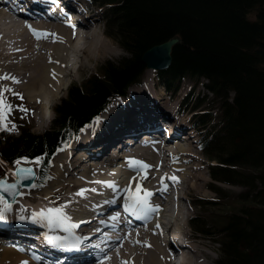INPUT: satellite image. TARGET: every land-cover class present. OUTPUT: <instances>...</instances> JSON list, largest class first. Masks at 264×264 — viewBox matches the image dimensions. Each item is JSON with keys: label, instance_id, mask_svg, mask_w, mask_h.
Masks as SVG:
<instances>
[{"label": "trees", "instance_id": "obj_1", "mask_svg": "<svg viewBox=\"0 0 264 264\" xmlns=\"http://www.w3.org/2000/svg\"><path fill=\"white\" fill-rule=\"evenodd\" d=\"M95 3L103 6L104 32L130 51L133 45L149 46L175 34L181 37L165 71L170 88L186 76L208 78L206 86L219 104V121L208 125L204 138L203 151L214 160L208 169L213 179L243 188L218 228L219 222L208 228L199 215L192 223L199 231L212 229V234L220 235L217 264H264V0ZM128 60L105 61L84 85L70 83L66 96L53 105L55 116L49 129L35 133L22 125L19 135L7 133L0 144L5 158L40 156L46 167L59 140L83 124L110 89L120 85L121 74L135 66V61ZM206 98L194 102L204 108L195 114L199 122L211 118L212 112L205 110L211 105ZM214 190L218 199L198 200V205L220 203L219 190Z\"/></svg>", "mask_w": 264, "mask_h": 264}, {"label": "bare ground", "instance_id": "obj_2", "mask_svg": "<svg viewBox=\"0 0 264 264\" xmlns=\"http://www.w3.org/2000/svg\"><path fill=\"white\" fill-rule=\"evenodd\" d=\"M30 1L33 4L41 2V0ZM73 1L74 0H72V7L74 6ZM65 2L70 4V0H65ZM41 4L45 5L46 0H42ZM77 4L80 5L76 7L78 14L76 15V13H73V17H70L69 20L66 21L60 20L56 16L30 15L28 13H18L14 8H10L9 10L0 8V22L3 23L2 21H4L8 23L5 30L2 31L0 29V90L6 87L15 91L24 88L27 92L26 95H28L31 100L42 102L41 108H44L46 106V101L48 103L50 99L51 102L49 100V103H52V99L60 94L61 90L59 89L67 83L68 75H70L74 69V62L78 65L75 67H82V64L87 66L89 60L93 59L95 62V59H98L103 53L114 51L115 48H112L104 37H101L95 32L93 23L86 20L88 14L92 11V6L88 4L83 5L82 3ZM74 15L78 16V18L75 19ZM68 21H71V23ZM33 28L49 31H41V33L37 35V33L33 31ZM70 45L71 48L69 49ZM70 50L71 52H69ZM75 56H77L76 61ZM146 71L152 72L153 70L152 68H147ZM5 74L10 75L6 76ZM11 76L18 77L19 79L13 80L10 78ZM50 94H52V96H50ZM137 110L136 108L134 111ZM139 114L145 117L146 110L141 111ZM125 118L128 121H132L134 117L130 120L129 115H126ZM169 118L170 116L167 118L164 113H159L154 116V120H156L155 125L152 124L147 126L146 118L138 121L135 126L131 124L128 126L124 124L126 121L124 122L123 117H121L117 129L114 124L116 121H113L110 126V133L108 132V135H106L109 138L102 137L95 142L92 141V144H95V146L97 145L96 143L103 144L101 146L102 149H100L98 153H96L95 149L93 152L96 156L102 152L105 153L104 157H107L106 162L108 167L105 168L104 163L99 166V163L93 161L90 164L98 166L97 169L94 170V168H90L86 170L87 168L84 166L80 168L79 163L82 161L84 162L88 154L84 155L85 158L84 156H81L80 159L76 158L75 163L73 161L71 162L70 158L67 156L65 157V159H68L67 164L64 165L65 170L56 171L57 181L55 183L60 185L59 188H57L58 191H54L53 194L60 196V199L50 197L52 195L51 189H48L51 193L46 195L45 199H39L38 196V201L41 203L39 204L40 206L50 203L55 204L56 201L60 200L61 205L66 197V202H64L62 206L69 220L65 223L73 225L74 222L81 221L82 226H80L79 230L84 228L85 235H97L98 229H96V227L100 223V217L107 215L112 216L115 213L118 214L115 215V217L121 218V209H125V201L128 199V193L125 190L126 193L122 195L123 198L120 200L122 201L121 205V202L114 200L116 196L113 194L114 192H111V195H109L108 191L117 188L119 183L122 182L119 188L128 186L132 191H136L139 186L140 192L143 193V189L146 187H141L142 179L147 177L148 179L150 178L147 185L153 183L154 185L148 189L152 190V192L157 190H161L162 192H159L161 194L159 200L153 199V197L150 196L149 201L153 204H163L164 208L162 212L159 208L154 209L147 214L150 215L148 217L150 220L147 221L144 226H132L128 228L129 233L124 236L123 243L122 236L114 241L104 243V246H108L106 252H110L107 257V253L103 255L107 258L105 261L106 264H172L170 262L171 253L172 251H176V249H181L182 264L201 263V257L204 255L203 253L205 250L200 246L202 243L196 238L197 235L182 229V224L177 223V226L182 230V235L186 237L188 241L193 240L192 242L186 243L182 248V246H177L172 243L171 240H167L168 235H163L161 233L164 224L171 223L172 220L180 222L181 217L186 216L187 210L183 206V201L192 200L182 191L183 185H186V181L187 185H191L190 182L194 184L204 181L201 172L197 170V173H195V165L190 164L191 166L187 168V166L182 164L184 161L183 159H185L187 155L190 159V154H193L192 150H188V144H190V142H172L171 145L174 158L168 161L166 160L168 156L164 154L165 152L160 144H158V148H153V145L143 144V147L139 146L136 149H132L130 152H127V150L124 151L127 147L123 143L131 142L132 135H138L139 130H143L144 128H151L153 126L158 127L160 123L165 122ZM90 132L86 135L82 134L84 135L83 138H91L92 135ZM124 134L129 135L128 140H122L123 138L119 137ZM142 142L144 143V141ZM118 147L120 148L115 153ZM119 151L124 159L126 156L133 154L137 155L138 160L145 161V159H147L148 161L145 162L147 166L143 165V167L148 170L147 174L144 176L145 172L140 171V165L142 164H127V161H117L116 154H118ZM161 160H165V164L162 163ZM132 166H136L138 169L132 170ZM170 168H175L177 171H172ZM67 169L69 170L67 175H65ZM173 176L178 177V179H173ZM129 177L132 178V181H130ZM62 181L67 182L61 183ZM165 187H172L173 190L166 189ZM22 191L23 200L26 199L28 191ZM102 192L106 193V195ZM108 195L109 198L107 199L108 202L106 205L99 208L98 202L106 199ZM61 196L64 197L63 200ZM48 197L50 198L47 200ZM118 204H120V206ZM35 209L39 210L38 206H35ZM0 217H2V215ZM158 224L161 225L160 228ZM30 230L36 232L35 227H32ZM44 235L49 236L48 233H44ZM201 237L206 238L203 234H201ZM29 252L33 253V250H29ZM28 258L29 255L13 246L2 252L0 255V264H25V262L26 264H33L26 261ZM105 258L103 260H105ZM87 262L88 264H101L104 261L93 262V260L89 259Z\"/></svg>", "mask_w": 264, "mask_h": 264}, {"label": "rangeland", "instance_id": "obj_3", "mask_svg": "<svg viewBox=\"0 0 264 264\" xmlns=\"http://www.w3.org/2000/svg\"><path fill=\"white\" fill-rule=\"evenodd\" d=\"M84 1H85V3H88L89 0H84ZM90 6H92V8H91L92 11H91V13L88 14L86 20H89V21H91L93 23V29L95 30V32L98 35H100L101 37H104L107 40V42L109 43V45L112 46V48H115L114 51L113 52H109V53L108 52L107 53H103L100 57H98V59H95V62H94L93 59H91V60L88 61V65L87 66L85 64H82V67H75V66H78V65L72 59V61L74 62V69L72 70V73H71L72 75L71 74L68 75L67 83L64 86L61 87L62 89L61 88L59 89V90H61L60 94L56 98L52 99V101H53L52 103H49L50 99L48 100V103L45 100L46 101V104H45L46 106L44 108H41L42 107L41 106L42 102H36L34 100H31L28 97V95H26L27 92H26V89H24V88L23 89H19L18 91L10 90L8 87L2 88L1 90H2L3 94H5L4 98H7L6 104H11V105L14 104V108H16L18 105H23V102L26 101L29 104V105L27 104L28 108L32 109L31 111L26 112L28 114H26L27 116L25 118L20 113V111H16V110L12 109L11 112H9L10 115H6L5 114V116H7V117L5 119H3V118L0 119V125L7 124L8 127H12L13 125L15 126L16 130L11 131V132L14 133L15 136L18 135L17 134V132H18L17 123L18 122L16 123L18 117H22L21 123H24V122L29 123L30 124V128L33 126L31 128V130L33 132H35V133L42 132L50 124V118L53 115V112L51 110L53 104L57 103L61 98L66 96L67 88H68L69 84L71 83V81H72V83L75 82V83H78V84L81 83V85H84V83L86 81L85 79H87L92 74H95L97 71H99L100 66L105 61H111L112 63H114V62H117L118 60L122 59L123 57H126V56L128 57L130 55V53H129L130 51L127 48L123 47L117 40H115L114 38H112L111 36H109L108 34H106L104 32V17H103V14H102V6H99V5H90ZM37 21H38V19H37ZM2 22L3 23L0 22V29L3 31V30L6 29V26H7L8 23L4 22V21H2ZM70 48H71V45H70L69 49ZM69 52H71V50ZM77 56H75V61L77 59ZM195 84H197V82L194 81V80H190V79L184 80L183 84H182V87H181V90L177 94V99H170L169 95L165 94L164 88L162 86H159V85L155 84L154 79L151 77V75H147V73H146L142 83L131 85L130 90H129L131 95H135L134 98H136V99L139 98V97H140V99L142 98L141 100H139L140 105L144 106V105L147 104V109H145L146 110V115L144 117L142 114H137L136 111H133V112H136V115L134 116L133 120L132 121L126 120V122L124 124H127L128 126L130 124L132 126L133 125L135 126L138 121L147 118V126L148 125H152V124L155 125V123H156V120H154V116L155 115H157L159 113H164L165 117L168 118L169 117V116H167L168 114L175 115L176 113H179L180 112V108L178 109V104H180L181 98L183 97V95L187 91L194 89V91L203 92L204 87L199 84V85H197L194 88ZM63 87H64V89H63ZM14 92L22 93L23 96H25L26 100L24 99V97L21 98L20 95H16V93H14ZM50 96H52V94H50ZM128 97L129 96L125 97L126 101H128ZM131 99H132V97H131ZM145 99H147V102L142 103ZM50 102H51V100H50ZM126 103H125V105H126ZM151 103H153L152 107H148V106L151 105ZM118 104L119 103H116L115 105L117 106ZM151 108H152V110L148 111ZM38 109H39V112H38L39 116H42L43 119H44L43 122L40 121V117L38 118V115L36 117V113H37L36 111ZM165 109H168L169 113ZM102 110L100 112H98L97 114H95L94 116H91L90 118H87L85 123H88V124H86L84 126V124H85L84 123L82 125V128H86V127L87 128L83 131L82 134H84V135L88 134L92 130L93 126H96V125H98L100 123V120H98V118L96 116H98L99 118L104 117L105 119L114 120V119L119 118L123 114V112H125V113L127 112V109L124 108V107H120L118 109L112 110L110 112H107L106 114H104V112L102 113ZM151 114H153V115H151ZM131 115L132 114L130 113V116ZM133 115H134V113H133ZM216 115H215V118H214V122H218V119L216 118ZM52 118H54V116ZM188 118H189V112H186V116H185L184 120L187 121ZM114 124L115 125H119V124H117V122H115ZM1 128L7 129V128L3 127V126H0V129ZM93 130L94 131H91L90 134H94V132H97V131H95L94 128H93ZM109 131H110V128L107 127L105 129V131H103V133H106V132H109ZM84 135H82V136H84ZM198 135L200 136V133ZM6 136H7V133H5V132L0 133V144L2 143V140H4V138H6ZM78 137L79 136L76 134L74 136V139L78 140ZM188 141H190L192 143V144L191 143L188 144V150H192L193 154L192 153L190 154V156H191L190 159H189V156L187 155L186 158L183 159L184 161L182 162V164L187 166V168L191 166L190 164L195 165L196 166L195 173H197V170H198V172H201V175L203 176L202 178H204V181L202 183L198 182V183H194V184L192 182H190L191 185H187V181H186V185L185 186L183 185L182 191L185 192L187 194V196H189V199H192V200H193V198H196L198 196L199 197H203V198H212V199H214V198H217V196H219L218 192L214 190V188H216L217 190H219V193H220L222 199H221L220 203H218L216 205H205L203 207H199V206H196V205H193V207H192L191 205H189V203H187V201H185V202L183 201V206L187 210L186 211V216L194 211L196 216L198 214L200 216L201 220H204V222H208L209 223L208 228H214V227H212V225L214 223H216V222H219L216 225L217 228H218V226H220L222 224L221 222L222 221L224 222L223 219H224V215H225L226 211H228L229 209L234 208L233 206H231L229 204L232 201V199L235 197V194L238 193V191L241 190V188L243 186L238 185V184H230V183L222 182V181H218V182L215 183L213 181V179L209 175L210 174L209 169H208L209 159L202 152H200L199 146L196 143V141L198 142V137L196 138V141L195 140H188ZM188 141L185 140L184 142H188ZM73 152H74L73 150H68V153L65 155V157L68 156L70 158L71 162L73 161L74 163H75L76 158L80 159L81 156H84L86 154V153H82V155H78V156L74 157L75 153H73ZM115 152H116V150H115ZM119 152H118V154H119ZM0 154H2L1 150H0ZM118 154H116L117 161H121L119 158L120 157L122 158L123 156H121L120 154L118 155ZM167 156H168V158H166L167 161L172 159V158H174L173 157L174 156L173 152L171 153V155H167ZM84 158H85V156H84ZM61 159H62V162H60L57 165V167H58L59 171H64L65 170L64 165L67 164L68 159H65V158H61ZM6 160L9 161L8 159H6ZM147 161L148 160L145 159L144 162H147ZM161 161H162V163L165 162V160H161ZM210 161H212V160H210ZM15 164H16V162L9 161V163H7L6 161H1L0 160V174H2V172L4 170H7L9 167H14ZM83 164L84 163H82V165ZM80 168H82V167H80ZM85 168H87V167H85ZM170 169L172 171H177V169H175V168H170ZM68 170L69 169H67L65 171V175H67ZM144 180H146V183L145 182H143V183L141 182L142 183L141 187H146L147 189L153 187L152 185H154V183L150 184V185H147L149 183L150 178L148 179V177H147V178L142 179V181H144ZM56 181H57V178L55 179V181L54 180L50 181V182L47 181L48 183H46L45 185H42L41 181L38 180V182L36 183V185L32 189L31 188H24L23 189V190H27L28 191V195L26 196V199L29 198L30 201H37V204L36 203H32V202H30V201H28L26 199H23V201H22L23 194H21L19 196V198H18V201L15 202L13 205H11L9 207L11 209H16L19 212L24 207V205L25 204L28 205V202H29L31 204V208H32V205L38 206L39 210L41 208H44V209L52 208V207L48 206V204L47 205L43 204V206H40L39 204H41V203H39V201H38V196H39V199H45L46 195L51 193L48 189H51L52 190V195L50 197L51 198H59L60 199V196H57V195L53 194L54 191L55 192L58 191L57 188H59V185H60V184H56L55 183ZM66 182L67 181H62L61 183H66ZM210 186H212V187H210ZM44 189H47V190H44ZM50 197H48L47 200ZM63 198L64 197L61 196L62 200H63ZM60 201H56L55 204H57L59 206H62L63 203L66 202V197L64 198V201L61 203V205H60ZM4 204H5L4 201L0 200V208ZM50 204H53V203H50ZM23 210L29 211L28 210V206H25L23 208ZM32 212H34V211H32ZM35 212H37V210ZM184 218H185V216L181 217L182 221H180V223L183 225V226L182 225L181 226L183 228L186 227L185 230H188V228H189V230L192 229L190 226H188V228H187V226L185 225ZM121 232H122V230H119L116 233L117 234H121ZM195 232H197V231H195ZM213 232H214V230H212V229H211V232H210L211 235L209 233L204 232L203 235H205L206 238L201 237L202 233L195 234V235H197L196 238L199 241H201V243H202V244H200V246L205 250L204 253H203L204 254L203 256H205L206 259H208V261H206L205 258H203L201 260L200 264H215V262H216V260H217V258L219 256L220 243L217 240L220 238V235H218V234L217 235L216 234L212 235ZM199 237H200V239H199ZM3 247L6 249V246H4V244H0V254L3 252V250H5ZM206 254H207V256H206Z\"/></svg>", "mask_w": 264, "mask_h": 264}, {"label": "water", "instance_id": "obj_4", "mask_svg": "<svg viewBox=\"0 0 264 264\" xmlns=\"http://www.w3.org/2000/svg\"><path fill=\"white\" fill-rule=\"evenodd\" d=\"M181 41L179 35L171 36L163 41L150 44L149 46L145 45H133L132 51H130V55L127 57H123L118 61H125L129 59V62L135 61L136 64L131 70L127 72H123L121 75L120 85H115L113 89H110L108 95H105L104 99L101 101L99 107H95L89 112V117L94 116L98 112H100L106 105L109 97L112 94L121 93L123 89L129 84L132 80H134L140 72L145 68H153V69H165L170 66L173 61L172 51L175 44ZM137 59L139 60L137 62ZM125 71V70H124ZM31 166L34 175L28 174L26 172H19L18 170L23 167ZM36 175L35 164H22L19 163L15 168H10L8 172L5 173L0 178L6 177L7 182L14 185L13 190H8L6 187H0V191L3 192V195L8 201H14L16 196L20 193L21 189L30 186Z\"/></svg>", "mask_w": 264, "mask_h": 264}, {"label": "snow or ice", "instance_id": "obj_5", "mask_svg": "<svg viewBox=\"0 0 264 264\" xmlns=\"http://www.w3.org/2000/svg\"><path fill=\"white\" fill-rule=\"evenodd\" d=\"M57 3H59V0H56ZM69 23H71V21H68ZM31 27V25H30ZM33 31L35 33H37V35H39L41 33V31L47 32L49 30H37L35 28H33ZM10 75V74H5ZM13 80H18V77L15 76H11L10 77ZM16 95H20L21 98H23V94L22 93H16ZM17 107H21L24 108L23 105H18ZM11 110V105L10 104H6L5 103V98L2 94V90H0V119L3 118V116L5 115L6 111H10ZM3 126L5 128H7L8 131H13L16 130L15 126L13 125L12 127H8L7 124H3L0 125ZM30 159H35L36 161H40L41 157L40 156H36V157H28V156H23V157H19L16 161L17 164L20 163L21 160L23 161H27ZM130 161H134L136 163L145 165L144 161L138 160L135 157H129L128 158ZM147 166V165H145ZM19 172H26L28 174L34 175V172L32 171L31 166L28 167H23L21 169L18 170V174ZM173 179H178V177L173 176ZM105 183H109V182H105ZM114 183V182H111ZM0 187H6L8 190H13L14 189V185L11 183L7 182V178L3 177L0 178ZM125 190L128 193V199L125 201V209L133 214H144L147 215L149 212L153 211L154 209H158L159 207H161V205L158 204H153L149 201V197L152 194V190L150 189H143V193L140 192L139 190V186L137 188L136 191H132L128 186H125ZM4 196H3V192H0V200H3ZM5 207H7V205H5ZM118 215L114 213V216ZM43 218V220H47L57 226H64L65 222L67 220H69V217L67 215V213L65 212L63 206L60 207H53V208H41L38 212H33L32 214V219L36 222H43V220H41L40 218ZM2 218V217H0ZM21 219H24V217H21ZM58 239H61L60 237H58ZM66 239V238H65ZM76 245H73V247H75ZM26 264V262H25Z\"/></svg>", "mask_w": 264, "mask_h": 264}]
</instances>
